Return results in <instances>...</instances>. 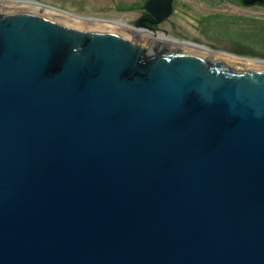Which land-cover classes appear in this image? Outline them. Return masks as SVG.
I'll return each instance as SVG.
<instances>
[{
    "label": "water",
    "instance_id": "water-1",
    "mask_svg": "<svg viewBox=\"0 0 264 264\" xmlns=\"http://www.w3.org/2000/svg\"><path fill=\"white\" fill-rule=\"evenodd\" d=\"M29 2L0 3V264H264V60L137 33L169 0Z\"/></svg>",
    "mask_w": 264,
    "mask_h": 264
},
{
    "label": "rangeland",
    "instance_id": "rangeland-1",
    "mask_svg": "<svg viewBox=\"0 0 264 264\" xmlns=\"http://www.w3.org/2000/svg\"><path fill=\"white\" fill-rule=\"evenodd\" d=\"M83 18H103L130 23L146 0H27ZM221 3H219V2ZM215 5L205 8L201 4ZM169 34L214 51L264 60V7L243 6L239 0H187L175 2ZM165 26V25H164Z\"/></svg>",
    "mask_w": 264,
    "mask_h": 264
},
{
    "label": "flooded vegetation",
    "instance_id": "flooded-vegetation-1",
    "mask_svg": "<svg viewBox=\"0 0 264 264\" xmlns=\"http://www.w3.org/2000/svg\"><path fill=\"white\" fill-rule=\"evenodd\" d=\"M6 1H17V0H0V3H5ZM147 1L148 0L145 1L144 5L147 3ZM169 1H170L169 2V4H170V9H169L170 13L167 16H165L159 23H155L154 25H152L148 21H146L144 27H146L148 29L152 25V27L155 28V30H156L155 33H154L155 36L159 35V36L163 37L166 40L167 39L168 40H177V38H175L173 35L169 34L168 29H169L170 26H172L174 24L173 23L174 21H172L171 18L174 16L175 2L178 1V0H169ZM187 1H189L191 3H194V4H197V2H199V1L204 2V0H187ZM219 3H221V2H219ZM240 3H241V1H240ZM201 4L205 8H210L212 6H215V5H208V4H203V3H201ZM242 5L243 6H250V7L251 6L264 7V5H260V4H252V5H244V4H242ZM0 7H1V4H0ZM166 10H167L166 0H163L162 9H161L160 14H164V12H166ZM141 15H146V17L148 19H152L153 21L156 19L154 16L151 15V13H148L147 11H145V6H144V9L142 10V12H140L135 19H133L130 23H127V24L132 25L133 22ZM124 23H126V22H124ZM178 41H189V40H178Z\"/></svg>",
    "mask_w": 264,
    "mask_h": 264
},
{
    "label": "bare ground",
    "instance_id": "bare-ground-1",
    "mask_svg": "<svg viewBox=\"0 0 264 264\" xmlns=\"http://www.w3.org/2000/svg\"><path fill=\"white\" fill-rule=\"evenodd\" d=\"M26 1H27V0H26ZM29 3H30V2H29ZM98 23H102V22H98ZM136 32H137V33H140V34H142V35H145V36L151 38L152 40H153L154 38H161V36H159V35L155 37V36H152V35H150V36H149V35H146V34L143 33L142 31H136ZM154 41H155V39H154ZM155 42H156V41H155ZM233 59H234L235 61L239 62V63L241 62V64H242L243 61H244V60L241 61V59H237V58H234V57H233Z\"/></svg>",
    "mask_w": 264,
    "mask_h": 264
}]
</instances>
